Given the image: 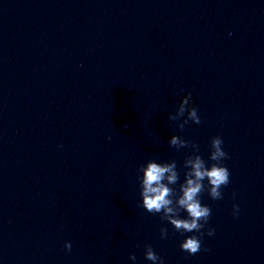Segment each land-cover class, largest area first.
<instances>
[{
  "label": "clouds",
  "instance_id": "obj_1",
  "mask_svg": "<svg viewBox=\"0 0 264 264\" xmlns=\"http://www.w3.org/2000/svg\"><path fill=\"white\" fill-rule=\"evenodd\" d=\"M190 99V95L184 96L176 113L169 116L171 121H180L177 125L180 130H183L189 121L201 123L198 110L190 105ZM185 113H187L186 118L181 121ZM222 145L223 140L220 136L211 138L208 158L205 160L199 154L197 144L173 135L169 141L170 147L179 150L190 146L192 149V153L186 155L183 161V182H179L180 172L176 160L157 162L149 159L138 169V172L142 173L137 177L142 198L140 207L148 213L160 214V219L170 224L178 233H194L186 236L180 243V249L189 255L201 251L204 235L202 229H205L212 213L211 208L201 202L202 193L207 190L211 199H222V189L230 183V171L223 164V161L229 157ZM177 184L178 187H173ZM181 212L186 213V216L182 217ZM238 212L239 206L233 205V215H237ZM214 231L208 228L207 235H213ZM167 235V227H161V238H167ZM65 248L71 249L70 242H65ZM144 258L152 264H164L163 259L150 244L144 246ZM129 259L135 261L136 256L130 255Z\"/></svg>",
  "mask_w": 264,
  "mask_h": 264
}]
</instances>
